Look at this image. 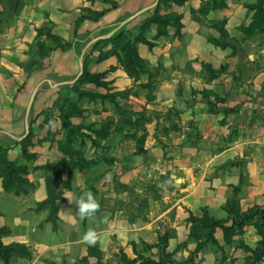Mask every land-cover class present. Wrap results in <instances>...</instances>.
Wrapping results in <instances>:
<instances>
[{
	"label": "rangeland",
	"instance_id": "1",
	"mask_svg": "<svg viewBox=\"0 0 264 264\" xmlns=\"http://www.w3.org/2000/svg\"><path fill=\"white\" fill-rule=\"evenodd\" d=\"M234 1L242 7L238 14L230 16L226 30L224 26L227 19L222 15L226 7L225 0H202L200 10H190V16L199 18L206 29H211L206 31L205 39L214 46L219 44V47H224L222 49L228 48L230 57L234 56L237 48L231 42L240 44L244 52L252 53L254 48L248 42L255 40L263 52L264 0L262 6V0ZM194 2L161 0L158 6L141 15L136 22L118 29L105 39L113 40L91 46L81 60L83 74L87 77H80L72 85L60 88L50 96L46 103L51 102V106L28 118L29 134L26 138H23L25 127L18 141L0 136V145L8 148L6 151L0 150V171L4 167V157V160L11 162L15 172L13 184L6 190L0 178V228L7 231L8 234L4 236L7 237L10 231L5 225L11 223L13 217L28 219L29 222L28 227H23L26 244H18L25 247L30 258L15 257L10 264H32L34 260H37L36 264H124V257L138 262L141 257L158 259V250L136 237L117 238L115 233L98 231L115 227L121 230L127 225L148 222L151 207L161 208L163 199H166V203L177 199L178 191L167 168L172 167L175 161L188 159L187 155L205 149L216 150L221 144L202 141L196 135L197 128L189 127L181 131L182 127L178 126L177 120L180 119V112L189 107L191 95L182 94L179 89H176L177 104L174 109L164 114L146 109L143 105L144 97L150 102L154 84L162 80L160 59L156 57L150 65L142 60V70H130L125 66L121 47L129 43L137 52L140 44L138 40L153 41L146 42L152 48L156 42L169 39V36L178 37L183 16L180 8L185 7L187 11ZM259 4L262 10L256 13L251 7ZM157 17L167 21L162 31L154 22ZM120 30L122 33L116 38ZM95 51L97 56H92ZM109 54H113L116 64L134 80L130 89L110 94L107 92L111 89L108 71L94 72L96 61L101 62ZM194 65L201 78L207 77L211 81L216 76L204 62L195 61ZM257 68L264 70V57ZM128 69L131 76L127 74ZM150 69L154 75L145 83L144 78ZM244 69L248 73L247 77L251 78L249 69ZM224 70L225 67L221 66L217 72ZM242 85H251L250 80L245 79ZM221 87L220 91H226L229 83ZM214 97L213 101L225 100L219 92ZM66 117L72 128L68 144L72 154L68 155L61 151L62 144L66 142L62 129V120ZM152 121L157 122L154 136L161 138L158 139L157 156L148 155L149 151L143 150L147 130H150L146 124ZM181 133L185 137L178 140ZM14 142L17 144L9 147ZM198 160L203 158L198 157ZM135 167L136 172H132ZM57 168L61 170L55 177ZM228 172L210 171L205 181L217 179V183L225 184L239 178L237 185L225 184L229 188L227 200L239 201L243 187L242 176H238L237 172ZM48 186L53 189L55 210L47 205L42 206L47 199ZM234 188L238 190L234 192ZM85 191L94 194L99 208L92 216L81 220L76 214L75 205L69 201L73 199L71 194ZM255 204L264 208L261 200ZM237 208L241 213L240 207ZM202 210H206L215 219L206 207L197 216H201ZM220 221L231 228L223 236L222 247L206 244L203 246L205 251L203 248L196 250L197 244L188 238L177 250L181 247L189 250L188 258H197L198 252L203 250L209 258H215L218 264H264V244H261L259 223L256 220L243 226H232L227 216ZM89 230L97 234L98 239L94 244L82 240V236Z\"/></svg>",
	"mask_w": 264,
	"mask_h": 264
},
{
	"label": "crops",
	"instance_id": "2",
	"mask_svg": "<svg viewBox=\"0 0 264 264\" xmlns=\"http://www.w3.org/2000/svg\"><path fill=\"white\" fill-rule=\"evenodd\" d=\"M193 1L195 4L187 11L185 7L180 8L183 16L178 37L169 36L151 49L146 44L138 45V56L147 64L156 57L160 59L162 75V80L154 84L150 102L144 97L143 105L164 114L176 107V89L191 95L189 107L180 112L178 126L182 127L181 131L197 128L196 135L202 141L221 146L173 161L167 171L172 174L177 199L168 203L163 199L161 208L151 207L148 222L98 233H115L117 238L136 237L150 246L156 245L158 237L166 234V253L178 264H218L215 258L203 253L205 248L198 252L197 258H188L189 250L177 248L188 239V213L197 216L206 207L215 219L226 217L222 209L229 197V188L225 184L237 185L239 178L225 184L217 183V179L206 182L210 171L225 170L242 176L241 213L256 205L257 200H261L264 207V70L257 68L263 61L264 51L255 40L248 42L254 48L252 53L244 52L240 44L231 42L237 48L230 57L228 48L209 43L204 35L211 29L207 30L199 18L190 16V10H200L202 0ZM154 3L155 0H0V136L18 141L25 126V110L31 93L37 90L29 117L50 107L47 99L60 88L74 83L79 63L91 46L136 22L149 10L135 15ZM225 4L222 15L227 19L226 30L230 16L238 14L242 6L234 0H225ZM92 56H97V52ZM195 61L210 66L216 76L211 81L198 76ZM116 63L115 57L110 55L101 62L96 61L94 68V72L108 71L111 89L107 92L110 94L130 89L134 83ZM221 66L226 71L218 73ZM244 68L249 69L251 78ZM153 75L150 69L144 82ZM245 79H249L251 85H242ZM225 83H229V87L220 91ZM218 92L224 95V101H213ZM156 126V121L146 124L150 130H147L143 150L149 151L148 155L157 156L159 152L158 139L161 138L154 136ZM184 137L181 133L178 140ZM132 172H136V167ZM28 225V219L13 217L11 223L5 225L10 235L1 239L2 244L25 243L23 227ZM214 238L222 247L220 229L215 230Z\"/></svg>",
	"mask_w": 264,
	"mask_h": 264
},
{
	"label": "trees",
	"instance_id": "3",
	"mask_svg": "<svg viewBox=\"0 0 264 264\" xmlns=\"http://www.w3.org/2000/svg\"><path fill=\"white\" fill-rule=\"evenodd\" d=\"M262 4H263V0L261 2V6ZM261 6L259 4V6L251 7V9L256 11V13H259V11L262 10ZM154 22L157 24L158 28L161 31L164 28L162 26L167 25V21L159 17L154 18ZM121 33H122L121 30L118 31L115 37L116 38L119 37ZM51 38L56 43H59L55 37H51ZM113 39L114 38H111V39L104 40L98 43H106L107 41L113 40ZM137 42L140 44H146L149 49L151 48V46L148 43L144 42L143 40H138ZM217 46L219 47V44ZM220 47L224 48L222 45H220ZM121 50L123 53L122 57L126 64L125 65L126 67H129L130 70L138 69L140 71L143 69L142 60L139 58L133 45L126 43V45L121 47ZM110 55H113V54H109L108 56ZM108 56H105V57L107 58ZM130 70L128 69L127 74L131 76V73L129 72ZM86 77H87L86 74L85 75L82 74L81 76V78H86ZM62 129L65 133L64 139L66 140V142L62 144L61 151L67 155L72 154L69 151V147H68V144L72 136V133L70 132L72 128L68 123V117L63 118ZM15 144H17V142H14L13 144L9 145V147H13ZM7 149H8L7 147L0 145V150L6 151ZM2 158H3L4 167L0 171V178H2V183H3L2 187L6 190V188L9 185L13 184L15 172H14V169H13L14 167L11 164V162L4 160V157ZM60 170L61 168L56 169L55 177L56 175H59ZM233 190L234 192H236L238 189L234 188ZM46 192H47V199L44 201L42 206L47 205L52 210H55L56 209L55 200H54L55 198L52 195L53 189L48 186ZM238 204H239L238 200H227L223 207V211L226 214V216L230 219L232 226H243L245 223L249 221L256 220L257 223H259L258 228L260 229V232H258V235L261 237V244H264V208L259 207V206H253L252 208L248 209L246 212L239 213L238 208H237L239 206ZM187 222L190 224L188 238L189 240H192L194 243L197 244L196 250H200L206 244H212V245L218 246L214 238V233L216 229H220L223 233V236H226V234L231 230L230 227H226L223 221L211 218L206 212V210L201 211V216H194L192 214H189ZM7 234L8 233L5 229L0 228V262H2V264H10V261L15 257L29 259L30 254L26 252V249L24 246L19 245V244H10V245L2 244L1 239ZM167 243H168V236L164 234L163 236L158 237L157 244L153 245V247L158 250L157 260H152L149 258L141 257L139 259L140 261L138 262L137 260H127L124 257V264H178L171 260L170 254L166 253Z\"/></svg>",
	"mask_w": 264,
	"mask_h": 264
},
{
	"label": "clouds",
	"instance_id": "4",
	"mask_svg": "<svg viewBox=\"0 0 264 264\" xmlns=\"http://www.w3.org/2000/svg\"><path fill=\"white\" fill-rule=\"evenodd\" d=\"M73 199L69 202L76 207V214L81 220L92 216L99 208V203L91 191L80 194H71ZM98 239L97 234L89 230L82 236V240L88 244H94Z\"/></svg>",
	"mask_w": 264,
	"mask_h": 264
},
{
	"label": "water",
	"instance_id": "5",
	"mask_svg": "<svg viewBox=\"0 0 264 264\" xmlns=\"http://www.w3.org/2000/svg\"><path fill=\"white\" fill-rule=\"evenodd\" d=\"M159 1L160 0H155V3L153 5H151L150 7L138 12L135 15V17L141 15L142 13H144V12H146L148 10L153 9L154 7H156L158 5ZM124 24L125 23H122V25H124ZM82 74H83V64H82V62H80L79 63V73H78L77 77L75 78L74 82H76L82 76ZM36 92H37V90L35 89L31 93V95L29 97V100H28V103H27V106H26V110H25V126H24L25 127V135H24L23 138H26L28 136V134H29V132H28V123L27 122H28V118H29V114H30V110H31L32 104H33L35 96H36Z\"/></svg>",
	"mask_w": 264,
	"mask_h": 264
}]
</instances>
